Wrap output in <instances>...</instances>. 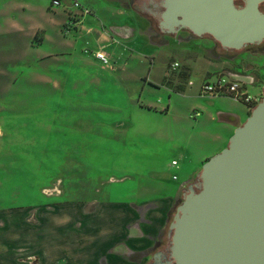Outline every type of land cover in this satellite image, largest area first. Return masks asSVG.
I'll list each match as a JSON object with an SVG mask.
<instances>
[{"label": "crops", "instance_id": "1", "mask_svg": "<svg viewBox=\"0 0 264 264\" xmlns=\"http://www.w3.org/2000/svg\"><path fill=\"white\" fill-rule=\"evenodd\" d=\"M74 1L88 7L91 12L81 15ZM128 1L62 0V5L55 6L53 0H0V57L4 51H16L18 60H25L28 51L33 52L36 62H44L59 55L71 56L79 63V86L90 84L86 92L79 90V97L98 98L94 92L113 91L116 83L127 79L128 64L137 57L135 48L140 43L162 48L164 40L177 36L161 33L164 36L157 37V31L149 28V21L135 12ZM129 10L147 25L149 42L142 38L141 32H137L135 20L128 14ZM52 27L59 28L58 36L61 40L57 42V52L43 50V46L51 42ZM178 36H186L179 40V44H190L184 47H187L186 50H181L189 52L190 59H195L182 68L187 73L186 83L180 90L172 91L161 84L169 75L170 65L168 72L160 79H155V69H150L149 75L143 77L137 98L141 100L142 95H150L152 90L163 87L168 89L169 99L175 100L174 96L189 99V111L192 113L198 109L201 115L196 118L198 123L194 127L198 135L195 137L194 131L189 133L188 145L199 136L197 144L199 151H203L202 155L193 159L188 151L181 150L180 159L173 158L168 165L172 172L171 179L165 175L164 170L154 171L155 168L148 175L138 174L137 171L121 173L115 169L116 156H110L111 165L105 168L109 184V196L106 198L99 197L103 189L97 187L87 191L83 186L81 194L89 197L57 200L51 204L0 207V264H146L158 248L157 241L165 240L171 213L180 197L188 191L190 184L197 181L203 163L227 147L235 129L246 121L251 112L248 105L230 97L201 96V84L224 72L233 78H242L251 94L249 87L257 88L253 95L258 99L264 90V76L258 79V75L251 71V65L240 64L245 58L248 60L250 55L253 59L260 55L242 51V54L229 56L219 52L211 39L213 36L189 37L184 31ZM194 46L197 47L194 49ZM97 51L108 55V65L97 64L100 63L95 55ZM146 57L153 67L155 57ZM199 59L203 60L204 67L193 79L192 73L196 69L194 64ZM237 63L239 65L235 67ZM85 66L90 76L82 78L81 71ZM180 67L181 64L176 70ZM145 68L148 70L147 65ZM230 68H234V71ZM260 70L264 75V68ZM189 80L193 81L192 85L188 84ZM121 90L120 98L123 95L125 105H129V90L126 92L124 86H121ZM139 99L137 104L141 103V107L156 111L159 109L166 114L173 112L176 105L169 102L158 106L156 102L147 103ZM125 107L110 101L103 108L91 107V121L79 122V128H107L110 123H100L94 114H99L101 109L105 110L102 113L116 114ZM113 121V126L120 127L121 123ZM161 135L164 137V131ZM190 149L192 153L198 150L193 144ZM112 153L116 154V151ZM173 161H177V165H173ZM177 169L181 171L180 175L186 173L180 182ZM129 178L139 180L138 189L118 192L113 187L117 182Z\"/></svg>", "mask_w": 264, "mask_h": 264}, {"label": "rangeland", "instance_id": "2", "mask_svg": "<svg viewBox=\"0 0 264 264\" xmlns=\"http://www.w3.org/2000/svg\"><path fill=\"white\" fill-rule=\"evenodd\" d=\"M128 14L135 20L137 32H141L142 38L149 42L147 25L133 11L129 10ZM58 30L52 27L51 42H47L43 50L57 52V42L61 40ZM183 37L164 40L162 48L140 43L135 48L137 57L128 64L127 79L116 83L113 91L94 92L98 98L93 99L79 97V90L86 92L90 84L79 86V63L71 56L59 55L44 62H36L33 52L28 51L25 60H18L16 51H4L0 57V207L51 204L57 200L89 197L81 194L83 186L87 191L97 187L103 189L99 197L106 198L109 196V184L105 168L111 165L110 156H116L115 169L121 173L137 171L138 174L148 175L155 168L154 171L164 170L169 179L172 172L168 165L173 158L180 159L181 150L188 151L193 159L200 157L203 151L198 148L199 136L195 139L196 143H190L198 150L192 153L188 145L189 133L194 131L195 137L198 135L194 129L198 119L191 117L189 99L183 96L169 99L168 92V89L178 91L184 86L187 73L182 68L195 61L190 59L189 52L181 50H186L187 47H184L190 44H179ZM149 55L155 57L153 67L146 57ZM250 56L240 64L251 65V71L258 75V79L263 78L260 69L264 68V55L255 59ZM176 61L181 67L172 72L171 65ZM99 62V66L104 65L102 61ZM168 66L171 69L169 75L161 83L168 89L153 88L155 90L150 95L144 93L141 100L137 98L143 77L149 75V70L155 69L153 76L160 79L168 72ZM194 66L197 70L192 73L193 79L204 67L203 60L199 59ZM234 68L230 69L234 71ZM87 69V66L82 67V78L90 76ZM121 86L126 92L129 90L132 100L129 99V105H125L123 95L121 98L119 96ZM249 89L252 94H256L257 88L250 86ZM138 99L147 103L156 102L158 106L169 102L176 105L173 112L166 114L159 109L141 107V103L137 104ZM109 101L126 107L116 114L102 113L105 111L103 109L98 110L99 114H94L100 123H110L107 128L92 127L95 124H91L94 130L87 129V126L83 130L79 128V122L91 121V107L103 108ZM113 120L121 123L120 127L113 126ZM163 131L164 137L161 135ZM112 149L116 154L112 153ZM176 171L180 182L186 173L180 175L181 171ZM171 181L177 183L176 180ZM138 183V179L129 178L117 182L113 187L118 192H126L131 188L138 189ZM183 195L171 213L169 224Z\"/></svg>", "mask_w": 264, "mask_h": 264}, {"label": "water", "instance_id": "3", "mask_svg": "<svg viewBox=\"0 0 264 264\" xmlns=\"http://www.w3.org/2000/svg\"><path fill=\"white\" fill-rule=\"evenodd\" d=\"M262 1L238 7L234 0H165L164 17L239 50L264 40ZM169 236L172 264H264V90L227 147L203 163Z\"/></svg>", "mask_w": 264, "mask_h": 264}, {"label": "flooded vegetation", "instance_id": "4", "mask_svg": "<svg viewBox=\"0 0 264 264\" xmlns=\"http://www.w3.org/2000/svg\"><path fill=\"white\" fill-rule=\"evenodd\" d=\"M236 6L243 7L245 5V0H234ZM130 7L140 15H143L149 21V28L152 31H157L156 36H160L161 33L164 35H179L181 31L187 32L189 37H197L189 28H184L182 25H171L164 17L167 7L165 5V0H129ZM259 8L264 12V1L260 2ZM181 19L180 16L177 18ZM161 35V36H164ZM200 37H212L209 34H204ZM215 45L218 46L222 44L216 41L213 37L211 38ZM223 47V46H222ZM224 48V47H223ZM226 49L229 53L226 55H236V51L240 54L243 50L253 52L260 56L264 55V40L261 43H249L243 46V48L237 49ZM177 208V207H176ZM174 217V216H173ZM171 223V222H170ZM170 225V224H169ZM171 237L168 234L165 236V240H159L156 243L157 250L151 255L146 264H172L169 263L171 258Z\"/></svg>", "mask_w": 264, "mask_h": 264}, {"label": "built area", "instance_id": "5", "mask_svg": "<svg viewBox=\"0 0 264 264\" xmlns=\"http://www.w3.org/2000/svg\"><path fill=\"white\" fill-rule=\"evenodd\" d=\"M53 5H62V0H53ZM74 5L79 8L81 15L91 12L88 7L82 6L78 1H74ZM95 55L105 65L109 64V57L105 52L97 51ZM179 66L180 64L178 62H174L171 65V69L174 71ZM188 84L192 85L193 81L189 80ZM200 95L230 97L248 105L250 111H252V109L259 102V99L247 90L245 83L241 79L233 78L228 75V73L224 72L219 73L213 80L204 81L200 86ZM200 115L201 111L198 109L193 110L191 113V117L194 119ZM172 164L177 165V161H173Z\"/></svg>", "mask_w": 264, "mask_h": 264}, {"label": "trees", "instance_id": "6", "mask_svg": "<svg viewBox=\"0 0 264 264\" xmlns=\"http://www.w3.org/2000/svg\"><path fill=\"white\" fill-rule=\"evenodd\" d=\"M219 48V52L222 53V54H228L229 52L224 49L220 44H218L217 46ZM234 54H239L237 51L234 53ZM198 191V190H197ZM181 203V202H180ZM173 220V219H172Z\"/></svg>", "mask_w": 264, "mask_h": 264}]
</instances>
